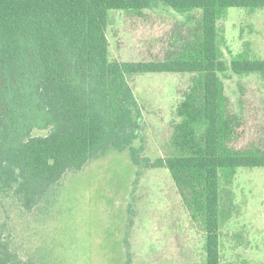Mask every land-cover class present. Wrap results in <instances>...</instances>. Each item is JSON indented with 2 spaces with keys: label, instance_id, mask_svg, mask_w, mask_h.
I'll return each instance as SVG.
<instances>
[{
  "label": "trees",
  "instance_id": "obj_1",
  "mask_svg": "<svg viewBox=\"0 0 264 264\" xmlns=\"http://www.w3.org/2000/svg\"><path fill=\"white\" fill-rule=\"evenodd\" d=\"M159 2L181 13L201 9V25L163 60H113L109 12ZM230 8L257 11L264 0H0V264H53L36 254L34 238L52 219L59 187L138 139L143 109L130 79L161 73L194 77L176 112L170 154L146 168L168 170L187 214L203 223V264H251L223 260L229 213L221 181L232 184L240 168H264V145H242L246 123L224 79H264V60L246 52L225 60L218 22Z\"/></svg>",
  "mask_w": 264,
  "mask_h": 264
},
{
  "label": "rangeland",
  "instance_id": "obj_2",
  "mask_svg": "<svg viewBox=\"0 0 264 264\" xmlns=\"http://www.w3.org/2000/svg\"><path fill=\"white\" fill-rule=\"evenodd\" d=\"M202 15L201 9L181 13L162 2L144 11H110L111 57L163 60L180 37L201 25ZM218 29L227 62L243 52L264 60V9L230 8ZM229 75L224 81L232 109L246 123L241 143L264 145V79ZM193 77L130 79L143 109L138 139L67 176L53 198L51 223L33 237L37 255L52 257L53 264L205 263L203 223L187 214L168 170L146 168L170 154L176 112ZM221 183V205L229 213L221 234L223 260L264 264V168H240L232 184Z\"/></svg>",
  "mask_w": 264,
  "mask_h": 264
},
{
  "label": "crops",
  "instance_id": "obj_3",
  "mask_svg": "<svg viewBox=\"0 0 264 264\" xmlns=\"http://www.w3.org/2000/svg\"><path fill=\"white\" fill-rule=\"evenodd\" d=\"M203 255H205V250H204V246H203Z\"/></svg>",
  "mask_w": 264,
  "mask_h": 264
}]
</instances>
